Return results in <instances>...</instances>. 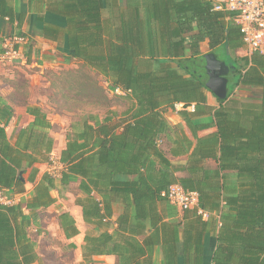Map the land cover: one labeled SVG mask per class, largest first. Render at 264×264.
<instances>
[{
  "label": "trees",
  "instance_id": "obj_1",
  "mask_svg": "<svg viewBox=\"0 0 264 264\" xmlns=\"http://www.w3.org/2000/svg\"><path fill=\"white\" fill-rule=\"evenodd\" d=\"M13 1L0 0V18L17 24L15 34L62 38L66 59L82 62L108 83L104 87L88 72L80 80L81 70H68L57 78L63 89L78 86L77 95L87 103L107 105L109 92L130 102L122 115L86 118L60 154L61 185L79 179L84 195L76 203L84 222L97 231L84 237L83 264H105L94 259L103 254L126 264L145 254V246L151 251L160 243L146 230L158 233L165 226L159 203L169 201L162 193L174 183L197 191L200 207L220 215L213 264H264V52L232 55L245 48L234 13L215 10L214 0H28L25 12ZM28 13H34L29 35L22 30ZM5 38L0 36V52ZM205 40L231 67L226 99L206 87ZM241 86L259 88L261 94L241 96ZM206 92L217 106L208 103ZM178 102L185 104L181 110ZM170 109L177 110L195 141L169 123ZM13 114L0 100V188L12 199L25 198L0 204V264L42 263L29 229L39 211L57 201L56 178L38 167L52 164L48 130L53 125L40 108L31 110L34 121L12 142L6 126ZM202 130L211 131L199 136ZM170 135L171 155L182 157L175 162L161 144ZM208 159L216 167H208ZM113 202L124 205L115 222L110 220ZM183 211L202 218L196 209ZM59 224L68 238L79 234L69 212L59 215ZM138 237H144L142 246ZM163 240L170 261L171 243Z\"/></svg>",
  "mask_w": 264,
  "mask_h": 264
},
{
  "label": "crops",
  "instance_id": "obj_2",
  "mask_svg": "<svg viewBox=\"0 0 264 264\" xmlns=\"http://www.w3.org/2000/svg\"><path fill=\"white\" fill-rule=\"evenodd\" d=\"M27 1L28 0H14L13 4L16 7L17 11L25 12L28 10ZM33 14L34 13H28L27 20L25 21L22 27V29H24V31H26L28 35L31 34L33 31L32 30ZM35 23L38 24L37 22ZM16 25H17L16 23L12 24L9 21L3 20L0 18V36L6 37L9 34L10 35L15 34L16 28H17ZM34 40L38 41L42 45H48L50 48H52L51 45L55 43L57 45L55 46L56 49L60 53L66 54L65 53L66 52L65 43L62 38L56 42H53V41L43 38L40 35H36L30 38L31 43ZM1 47H2V43H1ZM26 47L27 45L25 46V50H26ZM201 49H202L203 54L209 52L210 48H209L208 40H205L201 43ZM34 50L39 51V49L36 48V46L34 47ZM44 51H46V48H44L43 52L41 51L42 54L46 53V52L44 53ZM26 57H27L26 62L17 61L13 63L0 64V100L9 104L13 108V111H14V114L10 122L6 126V133L9 139L12 142H14L16 136L18 135V132L21 129L30 125L34 121V115L31 114V110H36L37 108L38 109L40 108L43 112L47 114L48 119L52 122V125H53L52 128L48 130L49 135L53 138V149L51 153V160L52 162H54L53 161L55 160L54 158H57V161H59L60 154L62 150L66 147V144L68 141V137H69L68 128L70 126L66 125L65 122H62L60 124L59 120L55 118L58 115L55 116L53 115V113H51L50 110H52V106L47 101V95L45 94L41 95L40 93L36 91L35 92L32 91L33 89H32V86L30 85L27 88L25 87V89L21 88L20 83H18V79L20 75L22 73H26L24 65H26L27 68H30V67L41 68L40 73H37V75H40L43 73L45 68L53 67L54 64L49 61H43V62H38L37 60L30 61L31 59L27 55ZM18 64H22L23 66H20ZM4 65L5 66L13 65L14 70L8 71L6 68H4ZM180 72L184 73V71L181 69H180ZM249 88H252V87H249ZM206 93L208 96V103L211 104L212 106H217L216 98L211 93L209 92H206ZM21 98H23L22 101H21ZM38 98L39 99L45 98V100H39ZM179 103H183V102L176 103L177 110H181L183 108V107L177 106V104ZM190 106H188V109L194 110V109L189 108ZM177 110L170 109L168 112H166L165 116L167 117L169 123L173 126H177L180 132L185 133L191 140L195 141V138L191 130L189 129L186 122L179 116V114L177 113ZM207 119L208 118H203L200 120L203 121ZM55 123L57 124L59 123L57 131H55V128H56ZM211 130L199 131L198 135L199 136L204 135L210 132ZM161 144L163 148H164V145H166V148H164V150L170 161L175 162L177 160L182 159V157L177 158L171 155V135H170L169 140L164 139L161 141ZM211 162L215 163L214 160L208 159L206 161V165L208 166V164H210ZM47 165L49 164L39 163L38 167L41 169V172H45V171L50 172L49 167H48V170L43 171V167H47ZM60 165L62 164L60 163ZM214 167H216V163ZM28 185H31V186L29 187ZM26 186H27V189L29 190H31L33 187L32 184L30 183H28ZM52 194L54 197L57 198V201L45 209H52L54 206H56L60 202L56 188L52 190ZM95 196L99 199L101 198L99 194L95 193ZM24 198L25 196L20 197V199H24ZM112 206H113L114 211H113L112 217H110V220L112 222H115L116 218L124 211V205L119 202H113ZM73 208L79 213L80 217L83 218L82 208L76 203V201L73 203ZM159 211H160V214L163 220L162 224L165 223V226H163L158 233L157 231H154V230L150 231L147 229L146 231H147V235H155L156 238L159 237L160 243H157L156 245H154L151 251L148 250V246H145V250H146L145 254L143 255L141 254V256L138 259L136 258V260L129 261L126 264H213V256L218 246V233L220 229L219 218H217V216L213 221H208L209 218L208 219L200 218L196 215H193L192 211L185 213V211H183L176 205L172 204L170 201L160 202ZM63 212H69V208L59 212L57 216V224L59 225L61 229L62 227L59 224V215ZM69 213L71 214L72 212L70 211ZM203 222H205L206 225H204ZM87 225H88V232L85 233L81 231V228L76 223V226L79 230V234L73 237H70V238L66 236L64 230L62 229L67 239H74V238L77 239L76 245H78L77 250H79L80 258L79 260H77L78 263H75V264H83L82 247L84 244L85 235L88 234V235L95 236L97 234V231L93 224H87ZM113 230L114 228H110V231H113ZM164 238H167V240H169L171 243V260L170 261H167V257L165 256V253L163 251V242H164L163 239ZM138 240H140V244L142 246L144 244V237H138ZM38 253L42 257L41 253L40 252ZM94 259L97 261H101L105 264H125V261L119 260V257L114 254L97 255V256H94ZM37 263L38 261L33 264H37Z\"/></svg>",
  "mask_w": 264,
  "mask_h": 264
},
{
  "label": "rangeland",
  "instance_id": "obj_3",
  "mask_svg": "<svg viewBox=\"0 0 264 264\" xmlns=\"http://www.w3.org/2000/svg\"><path fill=\"white\" fill-rule=\"evenodd\" d=\"M22 30L24 31V29ZM24 32L28 34L26 31ZM8 36H10V34L6 37ZM32 43L30 61H49L53 63L54 66L45 68L42 74L37 75V73H40L41 68H27L26 65H24L26 73L20 75L18 83H20L21 88L25 89V87L27 88L30 85L32 86V91H36L41 95H47V101L52 106V110H50L51 113L55 116L58 115L55 118L59 120L60 124L65 122L66 125L70 126L68 128L69 135L74 129L79 128L82 122L89 116L96 115L103 118L105 115L113 112L122 115L123 112L130 107L129 100L118 98L116 95H113L112 92H109L110 101L108 104L102 105L101 103L95 102L87 103V99L77 95V92L81 90L78 86L70 89H63L62 82L57 78L63 75H60L62 72L68 70H81L76 73L78 75L77 78L80 80H82V74L88 72L97 78L104 87H108V83L105 81L104 77L95 70L90 67H84L82 62L74 59H66L65 55L56 49L55 46L57 45L55 43H51L52 45L49 44L52 48L48 45H42L36 40ZM35 46L39 51L34 50ZM44 48H46V51H44V53H46L42 54ZM28 49L29 48H27V50ZM246 54H248L247 48H241L232 52L234 57H240ZM18 65L23 66L22 64ZM4 68L8 71L14 70L13 65H4ZM237 93L241 96H258L261 94V90L259 88L241 86L237 88ZM22 99L23 98H21V101ZM39 100H45V98ZM55 124V131H57L59 123ZM164 148H166V145H164ZM54 159L52 164L43 167V171L48 170L49 167L50 172L56 178V189L60 202L52 209H42L39 211V217L30 227L29 235L36 241L38 252L42 255V263L38 262L37 264H75L78 263L77 260L80 258L79 250H77L78 245H76L77 239H67L65 237L64 232L57 224V216L59 212L69 208V212H72L71 214L75 218L77 225L81 228V231L87 233L88 225L73 208V203L76 201V198L84 195V193L79 188V179L72 178L67 185H61L62 165L57 161V158ZM214 165L215 163L213 162L208 164L211 168H213ZM28 186L30 187L31 185ZM6 194L9 196L8 193Z\"/></svg>",
  "mask_w": 264,
  "mask_h": 264
},
{
  "label": "built area",
  "instance_id": "obj_4",
  "mask_svg": "<svg viewBox=\"0 0 264 264\" xmlns=\"http://www.w3.org/2000/svg\"><path fill=\"white\" fill-rule=\"evenodd\" d=\"M214 9L234 13V20L243 33L248 55L253 52H264V0H214ZM28 42L27 36L13 34L6 37L2 42L0 63L26 62L25 46ZM116 92L121 93L119 89H116ZM184 105V103L177 104L178 107ZM189 108L194 109V105ZM162 194L182 210L196 209L204 219L212 215L220 218L219 214L200 207L197 191L186 190L180 183L170 185ZM18 200L20 197L12 199L0 188V204L11 205Z\"/></svg>",
  "mask_w": 264,
  "mask_h": 264
},
{
  "label": "water",
  "instance_id": "obj_5",
  "mask_svg": "<svg viewBox=\"0 0 264 264\" xmlns=\"http://www.w3.org/2000/svg\"><path fill=\"white\" fill-rule=\"evenodd\" d=\"M226 48L229 54V46L227 45ZM203 58L205 59L206 87L218 98L226 99L229 85L228 75L231 67L212 51L203 54Z\"/></svg>",
  "mask_w": 264,
  "mask_h": 264
},
{
  "label": "flooded vegetation",
  "instance_id": "obj_6",
  "mask_svg": "<svg viewBox=\"0 0 264 264\" xmlns=\"http://www.w3.org/2000/svg\"><path fill=\"white\" fill-rule=\"evenodd\" d=\"M229 76V75H228Z\"/></svg>",
  "mask_w": 264,
  "mask_h": 264
}]
</instances>
